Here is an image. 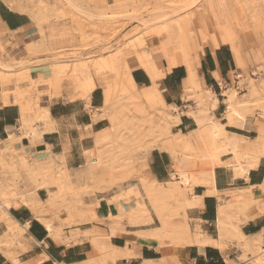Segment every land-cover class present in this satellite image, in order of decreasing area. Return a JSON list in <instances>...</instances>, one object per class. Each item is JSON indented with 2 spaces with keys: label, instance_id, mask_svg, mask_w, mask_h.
<instances>
[{
  "label": "crops",
  "instance_id": "obj_1",
  "mask_svg": "<svg viewBox=\"0 0 264 264\" xmlns=\"http://www.w3.org/2000/svg\"><path fill=\"white\" fill-rule=\"evenodd\" d=\"M105 1L109 3L112 0ZM0 23L2 30L14 34L15 40L21 45L26 44V41L34 35L30 16L11 9L2 0H0ZM246 62L248 68L251 62L249 63L247 57ZM44 69L43 65L31 67L27 77L30 81L24 83L18 84L16 79L0 80V149L4 147L3 143L9 141L11 135L18 136L19 140L13 144L12 150L17 152L18 157L26 156L33 163L46 158L52 159L57 166L59 165L58 167L70 172L68 176L74 182V190L83 189L85 181L90 179L89 152L95 148L98 135L107 129V119L103 117L101 109L103 101L99 91H92L87 99L71 100L65 91L61 95L51 97L49 88L44 83H40V76L45 77ZM197 69L203 87L209 89L218 99L216 108L211 112L214 120L224 125L232 135L248 139L257 138L259 128L264 126L263 124L258 127L257 121L264 119L259 115L260 111L256 106H249L244 127L231 125L234 120L226 116V100L223 93L232 88L235 83L239 88L240 81L235 79L234 82L231 75L240 73L241 76H246L245 72L238 67L231 49L223 46L215 52L207 53L197 63ZM133 79L140 88L153 85L149 75L142 69L133 70ZM186 79V69L180 67L167 74L158 83L168 89L170 103L184 111L188 110L187 106H191L195 111V101L191 97L189 101L186 100L188 98L184 88ZM32 83L37 85L32 86ZM244 90L240 92V102H252L253 99L258 98L252 97L249 90ZM22 93L25 95H19ZM80 97L82 98V95ZM206 102L211 103L212 100L208 98ZM31 109H40L39 115L46 112L49 115V119L38 120L35 124L34 129L38 134L35 137L25 136L24 134L31 130L27 128L28 126L25 128L22 126L23 111L30 119ZM196 128L195 120L183 115L180 124L176 126V133L189 134ZM5 157L9 161L10 153H7ZM231 158L230 155L223 156L222 164H227ZM173 170L171 156L154 149L151 153L150 175L159 183H167L171 180ZM39 192H46V189ZM235 193L242 194V200L251 205L244 214L240 215L238 224L242 233L253 240L261 237L264 244V158L260 160L258 167L250 169L247 176L243 178L237 176L234 169L228 165H219L214 169L212 185L194 187L193 194L200 199L196 203L198 207L193 205L186 210L191 235H195L197 231V233L201 232L205 239L221 241L217 225L219 207L226 200L230 201ZM186 197L190 200L189 194ZM47 198L48 194L46 198L41 199ZM79 198L81 206L73 208L71 213L68 212L70 209L63 206L62 209L65 210H60L62 214L58 213L59 220L55 223L60 227V232L57 239L51 236L30 209L25 207L10 209L9 214L12 218L21 225L29 224L26 237L31 240L32 248L28 253L20 254L17 258L20 262L24 264H229V262L231 264H264V257L260 260V256L245 252L239 242L233 239L224 240V243H228L224 250L213 245L199 247V245L171 244L170 239H165L166 245L161 246L158 239L143 233L149 230L148 228L132 227L126 218L121 221L119 229L112 232L110 227L112 221L109 215L118 207L109 204L113 196L108 192H96ZM121 206L126 211L129 210L127 205L121 204ZM74 210L76 213H73ZM80 214H84L82 219ZM70 217L72 221L79 224L71 225ZM152 218L154 226L158 225L159 222L154 214ZM111 255H114L113 258ZM0 264H14V262L0 253Z\"/></svg>",
  "mask_w": 264,
  "mask_h": 264
},
{
  "label": "bare ground",
  "instance_id": "obj_2",
  "mask_svg": "<svg viewBox=\"0 0 264 264\" xmlns=\"http://www.w3.org/2000/svg\"><path fill=\"white\" fill-rule=\"evenodd\" d=\"M184 1L186 3L184 7L188 11L196 5L195 0ZM7 3L6 4L9 5L11 9L16 8L21 10L25 8L23 4L19 2H16V5L14 4L15 6L12 2L8 1ZM172 13L173 12H171V15ZM165 14L167 15V13ZM163 16L164 15H161L158 19L161 24L169 20L171 21L173 18H178V16L172 17V19ZM181 17L182 16H180V18ZM186 19L187 21L184 23L180 21L177 22L176 24L178 25L176 28L170 26L169 29L167 28V30L161 31L163 30L161 27L162 29L160 31L163 32L161 35L152 32L151 35L146 36H150V38L163 37L157 49H148L149 51L141 53L132 50L126 53L123 52L120 56L101 55L94 60V64L92 62V66L98 68V71L102 69H113L115 67L121 68L124 77L120 84V90L123 99L128 102L125 113L128 111V116H130V114L138 115L137 118L134 116L129 119V124L132 128L138 127L141 125L142 121L145 122L144 117L141 118V116H146V114H148L145 113L147 112L146 108L154 109V115L157 119L154 124H156L157 129L154 132L155 139L153 138V141H151V138L148 143V148L158 149L168 153L174 163L171 180L167 181V183H159L155 178L152 183L147 180L141 181V186L144 189L142 196L149 200L151 204L150 208L136 201L138 204L131 207L129 212L122 206H119L111 213L110 217L121 220L125 215H129L133 220V227H138L140 229L148 228L149 230L143 233L151 238L158 239L161 246L166 245L165 239H170L171 241L169 242L171 244H179L181 246L187 244L199 245V247L213 245L224 250L228 246V243H224V240L232 238L239 242V245L243 247L245 252L256 254L260 256V260H262L264 257V244L262 238L260 237L257 239L256 237L255 239L257 240L247 238L242 233L238 224L239 222H237L238 212L233 210L235 205H237L242 198L240 193H235L232 195L233 197L230 201H224L225 203L219 207L217 225L221 241H213L210 240V238L205 239L201 232L197 233L196 231L195 235H191L190 232L186 210L193 205L195 206L200 199L193 194L194 187L196 185L210 186L213 184L216 164L228 165L234 169L237 176L242 178L247 176L250 169L258 167L260 160L264 158V127L259 128V130L257 129V138L248 139L230 134L224 125L214 120L211 112L216 108L218 99L215 94L203 87L201 83L198 75L197 62L192 57L193 38L203 43L202 52L204 55L209 52H215L223 46H229L237 63H242V56L231 27L215 23H207L198 26L199 21L197 18L188 16ZM144 23L147 24L148 22L145 21ZM0 25L2 26L1 23ZM1 26L0 30L2 29ZM146 40L145 38L140 44L142 49H147L146 46L148 44ZM175 44H177V46H175ZM177 49L179 52L175 51ZM29 51L30 50H28V53ZM13 60L14 59H12V61ZM15 62H13V64H15ZM20 63L23 62L21 61ZM180 67L185 68L187 72V79L184 81V88L188 94V98L185 97L186 100L194 98V91L196 89L200 91L199 94L196 95L199 104L203 105V108H200L199 112L194 111L191 106H187L188 110L184 111L170 103L168 89H166L163 84L158 83L163 80L167 74ZM133 68L144 70L151 78L153 85L144 88L138 87L133 79ZM44 78L49 79L52 83L54 95H58L60 91L63 90L65 85H63L64 80L54 79L53 74L45 76ZM235 78L236 80L240 79L239 87L249 90L248 92H250L252 97L264 94L263 77L255 79L251 76L249 79V77H243L240 73H237L235 74ZM237 85L238 84L235 83L232 88H229L223 93L226 100V116L228 119L234 120L231 125L239 127H244V125H246V116L249 112L248 108L250 105L256 106L260 111V114L257 113L264 119V98L258 97L255 100L253 99L254 102H240V89L236 87ZM136 89H144L147 91V94L142 96L136 92ZM208 98L212 100L211 103L209 102L210 104L208 103L209 107L206 105V99ZM104 104L105 105L101 109L109 113L113 105L112 95L109 90L105 93ZM23 112L22 126L25 128L29 126L33 119L27 118L26 112ZM150 115L153 114L151 113ZM183 115L190 116L195 120L197 124L196 130L189 132V134L172 132V128L180 124ZM37 119H49L48 112L38 116ZM110 121L113 124V120L110 119ZM36 134L34 129L30 132H26L24 135L35 137ZM111 134L112 130L107 129L98 136L99 138L97 141L99 143L108 141L111 139ZM16 137L18 138V136ZM16 137L11 135L9 141L3 143L4 147L0 149V220L2 219V221H4V223H0V238L5 236L9 237L11 243H17V246L21 247L23 253H28L32 248L31 240L26 237L29 224L21 225L12 218V215L9 214L10 209L20 207L30 209L35 218H37L50 232L51 236L57 239L56 236L60 232V227L55 223V221L59 220L58 213H61L60 210H65L62 209L63 206L72 210V207H75V203L81 204V200L73 201L67 197V194L74 189V182L71 181L72 179L69 180L68 173L70 172L66 171L64 168L61 167L62 169L56 174L57 181L52 183L48 182L47 178L50 177L54 166V161L52 159L47 160L46 158L44 160H37L34 162L33 166L28 165V157L26 156H12V158L7 161L5 155L7 153H13V144L19 140V138L17 139ZM225 155H230L232 158L227 164H222L221 159ZM89 157L91 159V163L88 166V172L90 174L92 170L99 165L100 157L94 150L89 152ZM41 179L44 181L39 183ZM43 189L48 190V198L46 200L41 199L38 194V191ZM187 194L190 195V200L186 197ZM168 200H174L179 205L183 215L181 223L177 224L174 221L175 219L173 220V214L169 211L167 206ZM249 206H251L250 203L246 206L247 209H249ZM153 212L159 222L157 226H154V220L152 218ZM83 215L84 214H80L81 219ZM80 222H82V220ZM69 223H71V225L79 224L78 222L72 221L71 217L69 218ZM120 226V223H112V225H110L112 232L119 229ZM195 230L199 231V229ZM204 236L206 235L204 234ZM0 252H4L1 247ZM115 255H117V253ZM229 264H231V262H229Z\"/></svg>",
  "mask_w": 264,
  "mask_h": 264
},
{
  "label": "rangeland",
  "instance_id": "obj_3",
  "mask_svg": "<svg viewBox=\"0 0 264 264\" xmlns=\"http://www.w3.org/2000/svg\"><path fill=\"white\" fill-rule=\"evenodd\" d=\"M8 1L12 2L13 5H16V2L23 4L25 8L21 10L15 8L14 10L30 16L34 35L26 41L27 45L23 43L21 45L15 40L14 34L0 30L1 81L16 79L18 84L30 81L27 77H29L31 67L43 65L45 67L44 76L53 74L54 79L64 80L63 85H65L58 95L65 91L71 100L87 99L92 91H99L103 106L105 105V93L109 90L112 95L111 110L109 113L102 110L103 117L107 119V129L112 130L111 139L99 143L97 141L99 137L96 138L93 150L100 157L99 165L92 170L90 173L91 180L85 181L83 189H72L67 194V197L73 201L80 200L79 197L88 196L91 193L108 192L113 196L109 202L110 205L119 207L121 204H125L129 210L138 203L151 207L149 200L142 196L144 189L141 186V181L147 180L152 183L154 180L150 175L151 153L154 149L148 148V143L151 138V141L153 138L155 139L154 132L157 129L156 124H154L157 120L154 115L155 110L147 107L145 113L148 114L141 116V118L144 117L145 122L142 121L141 125L132 128L129 119L134 116L137 118L138 115L130 114L128 116V111L125 113L128 102L123 99L120 90V84L124 77L122 70L115 67L98 71V68L92 66V62L94 64L97 57L101 55L120 56L121 53L132 50L141 53L157 49L163 37L150 38V36L146 37L147 35H151L152 32L161 35L163 33L161 31L169 29L170 26L176 28L177 22L184 23L188 16H192L198 19V26L215 23L231 27L242 56V63H237V65L245 72L246 76L243 77L250 79L251 75L254 74L257 76H254L255 79L264 78V0H195L196 5L190 11L185 9L184 0H112L109 3L105 0ZM8 1L5 0L4 2L7 3ZM171 12H173L172 15ZM161 15L171 19L176 16L178 18L169 20L166 22L168 24H161L158 20ZM180 16L182 17L180 18ZM145 21L148 23L145 24ZM145 38L148 44L147 49H142L140 44ZM192 42V57L198 63L204 57L203 43L196 38H193ZM28 50H30L29 53ZM175 51L179 52L178 49ZM246 57L249 63L251 62L248 68ZM12 59L14 60L12 61ZM19 59L23 63H20ZM256 69L258 70L254 71ZM231 79L234 81L235 75L232 74ZM40 83H44L49 88L51 97L58 96L54 95L49 79L40 76ZM36 85L37 83H32V86ZM239 89V92L245 91L243 88L239 87ZM136 92L142 96L147 94L144 89H136ZM194 92L192 99L195 101V111L199 112L200 108H203L196 97L200 91L196 89ZM262 95L256 97L264 98V94ZM206 105L209 107L208 103ZM40 112V109L30 110V119L33 120L27 127L28 129L34 130L35 124L41 120L37 119L38 116H41L38 114ZM151 113L153 115H150ZM110 119L113 120V124ZM263 124L264 120L258 119L257 126ZM172 132H177L176 127L172 128ZM10 155L11 158L17 156V152L13 151ZM28 165L33 166L34 163L28 159ZM217 166L219 165L216 164ZM60 170L61 168L54 162L50 177L47 178L48 182L57 181L56 174ZM68 178L71 180L70 177ZM43 181L41 179L39 183ZM47 191V189L46 192L42 193L38 191V194L41 198H46ZM242 199L243 197L233 209L238 212L237 222L240 221V215L248 210L246 206L249 202H244ZM74 205L75 207L72 209L81 206L76 203ZM167 206L173 214L175 223L181 222L183 216L177 202L168 200ZM68 212L70 213L72 210H68ZM73 213L76 211L74 210ZM152 214L155 215L154 212ZM110 215L109 219L112 223L121 224V221L126 218L129 224L134 226L129 215H125L121 220L113 219ZM0 223H4V221L1 219ZM0 247L5 252L3 253L13 260L14 264H24L17 259L23 253L21 247L17 246V243H11L9 237L0 238Z\"/></svg>",
  "mask_w": 264,
  "mask_h": 264
}]
</instances>
